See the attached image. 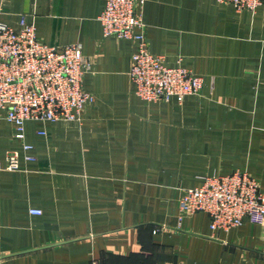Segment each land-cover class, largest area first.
Segmentation results:
<instances>
[{
    "label": "crops",
    "instance_id": "crops-1",
    "mask_svg": "<svg viewBox=\"0 0 264 264\" xmlns=\"http://www.w3.org/2000/svg\"><path fill=\"white\" fill-rule=\"evenodd\" d=\"M106 1L5 0L2 22L24 15L44 43L83 45L95 99L79 122L28 121L23 141L0 118V264H264V224L213 232L179 203L234 170L264 191V3L146 0L152 53L204 80L182 102H148L129 76L135 42L103 35ZM25 143L36 159L5 169Z\"/></svg>",
    "mask_w": 264,
    "mask_h": 264
},
{
    "label": "built area",
    "instance_id": "built-area-1",
    "mask_svg": "<svg viewBox=\"0 0 264 264\" xmlns=\"http://www.w3.org/2000/svg\"><path fill=\"white\" fill-rule=\"evenodd\" d=\"M145 2L107 0L99 16L105 37L135 42L129 71L134 93L148 102L172 98L182 102L189 95L199 94L203 76L180 64L171 66L163 56L152 53L145 34ZM218 2L238 11L255 12L264 0ZM4 3L0 0V16ZM92 66L80 42L48 45L38 38L35 24L29 23L26 16L20 17L17 28L0 20V118L13 125L14 138L25 140L28 121H81L86 106L95 99L83 86V78ZM33 148L25 143L24 155L12 151L5 169H20L22 156L34 161ZM179 203L180 219L205 212L213 232L245 223L264 224V191L259 180L245 170L203 176L200 186L183 190ZM30 213L41 215L42 210L31 208Z\"/></svg>",
    "mask_w": 264,
    "mask_h": 264
}]
</instances>
